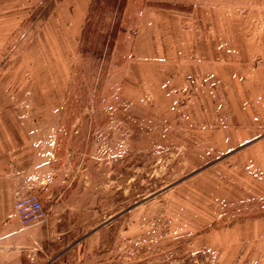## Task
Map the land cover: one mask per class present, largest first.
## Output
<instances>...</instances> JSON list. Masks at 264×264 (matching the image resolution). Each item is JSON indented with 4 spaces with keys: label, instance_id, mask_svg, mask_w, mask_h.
Segmentation results:
<instances>
[{
    "label": "rangeland",
    "instance_id": "374dc122",
    "mask_svg": "<svg viewBox=\"0 0 264 264\" xmlns=\"http://www.w3.org/2000/svg\"><path fill=\"white\" fill-rule=\"evenodd\" d=\"M42 3L0 0V146L47 216L26 264H264L259 26L148 0L82 59Z\"/></svg>",
    "mask_w": 264,
    "mask_h": 264
},
{
    "label": "crops",
    "instance_id": "0c3cea01",
    "mask_svg": "<svg viewBox=\"0 0 264 264\" xmlns=\"http://www.w3.org/2000/svg\"><path fill=\"white\" fill-rule=\"evenodd\" d=\"M92 0H57L53 9L46 20L60 19L72 34L82 32L88 10ZM153 1V0H152ZM199 6L201 14L207 8L217 11L218 16H213L211 22L213 25H227L229 27L240 24H251L259 26L258 39L251 42V48L254 52L245 56H258L260 58V83L259 95L260 105L264 107V0H192ZM148 0H127L126 7L122 17V25L126 30L130 19L136 18L137 24L145 16L153 20L158 14L155 8L147 6ZM145 10L147 14H145ZM235 11L236 13L244 10L243 17H228L225 19L220 16L221 11ZM175 17L174 15L170 14ZM195 18L192 14V20ZM124 30V31H125ZM226 36V35H225ZM228 39H230L229 35ZM118 39V38H117ZM117 46V40L115 48ZM257 86V85H254ZM240 138V137H239ZM243 138H240L242 140ZM254 149V150H253ZM12 151H15L11 149ZM259 150L264 157V141L259 142L248 151ZM13 152L7 151L0 146V264H26L25 258L35 260L36 256L30 252L32 250H41L42 229L40 224L31 227H24L18 215L14 210V201L19 196L24 195L23 189H19L22 181L18 179V164L6 162L7 154ZM264 171V166L262 169ZM41 182V181H40ZM27 194V191L25 192ZM31 253V254H30Z\"/></svg>",
    "mask_w": 264,
    "mask_h": 264
},
{
    "label": "trees",
    "instance_id": "16d2710c",
    "mask_svg": "<svg viewBox=\"0 0 264 264\" xmlns=\"http://www.w3.org/2000/svg\"><path fill=\"white\" fill-rule=\"evenodd\" d=\"M57 0H43L42 10L47 18ZM127 0H92L79 39L78 54L82 59L96 56L110 59L115 41L122 30L121 20Z\"/></svg>",
    "mask_w": 264,
    "mask_h": 264
},
{
    "label": "built area",
    "instance_id": "2783aa9c",
    "mask_svg": "<svg viewBox=\"0 0 264 264\" xmlns=\"http://www.w3.org/2000/svg\"><path fill=\"white\" fill-rule=\"evenodd\" d=\"M15 213L24 227H31L47 220L43 202L37 194L28 193L19 196L14 204Z\"/></svg>",
    "mask_w": 264,
    "mask_h": 264
}]
</instances>
